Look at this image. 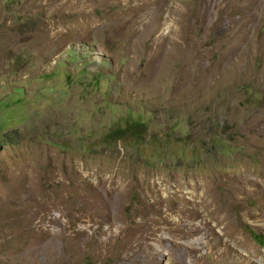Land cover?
Here are the masks:
<instances>
[{
  "label": "rangeland",
  "instance_id": "obj_1",
  "mask_svg": "<svg viewBox=\"0 0 264 264\" xmlns=\"http://www.w3.org/2000/svg\"><path fill=\"white\" fill-rule=\"evenodd\" d=\"M229 1L0 0V264H264V19Z\"/></svg>",
  "mask_w": 264,
  "mask_h": 264
},
{
  "label": "bare ground",
  "instance_id": "obj_2",
  "mask_svg": "<svg viewBox=\"0 0 264 264\" xmlns=\"http://www.w3.org/2000/svg\"><path fill=\"white\" fill-rule=\"evenodd\" d=\"M229 1V0H228ZM230 1H232L231 3H236V1L235 0H230ZM229 1V2H230ZM235 1V2H234ZM238 1V0H237ZM243 2V3H242ZM241 3L243 4L242 6H243V8H244V10L245 9H248L249 8V14H250V17L249 16H247V17H249L251 20L252 19H254L253 20V24L254 23H256V26L258 25V23H260V21L261 20H263L264 19V0H243ZM240 3V2H239ZM236 4H238V3H236ZM232 6V5H231ZM236 8H238V7H236ZM241 8V7H240ZM239 8V9H240ZM234 8H233V6H232V9L231 10H233ZM230 10V11H231ZM238 10V9H237ZM235 11V10H234ZM244 12V11H243ZM242 12V13H243ZM230 13V12H229ZM241 13V12H240ZM248 14V15H249ZM238 15V14H237ZM246 15V14H245ZM244 15V16H245ZM136 16V15H135ZM238 16H240V15H238ZM243 16V15H242ZM232 17V16H231ZM230 17V18H231ZM233 17H234V14H233ZM240 18V17H239ZM242 18V17H241ZM243 18H245V17H243ZM242 18V20H244ZM248 18V19H249ZM232 19V18H231ZM237 19H235V21H236ZM247 20V19H246ZM232 21H234V19L232 20ZM234 21V22H235ZM249 21V20H248ZM254 21H256V22H254ZM238 22H239V19H238ZM244 22V21H243ZM247 21H245V23H246ZM237 23V22H236ZM236 23H235V26H236ZM250 23V22H249ZM234 24V23H233ZM232 23L230 24V25H233ZM240 24V29H242V24H241V22L239 23ZM253 24H251V25H253ZM245 25V24H244ZM248 25V24H247ZM251 25H250V27H251ZM234 26V25H233ZM239 26V25H238ZM249 26V25H248ZM254 26V25H253ZM244 27V26H243ZM250 27H248L249 29H251ZM230 28V27H229ZM245 28V27H244ZM243 28V29H244ZM254 28V27H253ZM252 28V29H253ZM231 29H232V27H231ZM236 29V28H235ZM239 29V28H238ZM248 29V30H249ZM255 29H257V27H255ZM230 30V29H229ZM234 30V29H233ZM245 30V29H244ZM243 30V31H244ZM254 30V29H253ZM258 30H259V28H258ZM258 30H257V32H258ZM234 31H236V30H234ZM232 32V31H231ZM239 32H240V30H239ZM234 33H236V32H234ZM242 33H244V32H242ZM253 33V34H252ZM259 33V32H258ZM261 33V35L259 34V37H255L254 38V34H255V32H252V31H247L245 34H243V36H242V38L241 37H239L238 35H240V33L237 35L238 36V38L237 39H239V38H241L243 41H244V47H243V54L245 55V57H252V56H254V55H257V53L258 54H260V52L263 54L264 53V30L262 31V32H260ZM232 34V33H231ZM237 34V33H236ZM257 34V33H256ZM233 35H235V34H233ZM257 36H258V34H257ZM229 37H231V36H229ZM231 39L233 40V37H231ZM236 40V39H235ZM241 40V41H242ZM229 41V40H228ZM240 41V40H239ZM236 42V41H235ZM230 43V42H229ZM231 44H233V43H231ZM236 44H238V42L236 43ZM234 46H235V43H234ZM237 47V46H236ZM232 49V48H231ZM259 56V55H258ZM262 56V55H261ZM263 59H264V56H263ZM264 64V63H263ZM263 67H264V65H263ZM263 70V69H262ZM262 74V73H261ZM264 78V77H263ZM262 80V79H261ZM264 81V80H263ZM262 82V81H261ZM259 83V82H258ZM257 83V84H258ZM264 83V82H263ZM262 83V84H263ZM260 85V84H259ZM264 85V84H263ZM258 86V85H257ZM262 86V85H261ZM264 87V86H263ZM152 229V228H151ZM180 233V232H179ZM182 240V239H181ZM208 245V244H207ZM156 249V248H155ZM190 249V248H189ZM196 250V249H195ZM149 255V254H148Z\"/></svg>",
  "mask_w": 264,
  "mask_h": 264
},
{
  "label": "trees",
  "instance_id": "obj_3",
  "mask_svg": "<svg viewBox=\"0 0 264 264\" xmlns=\"http://www.w3.org/2000/svg\"><path fill=\"white\" fill-rule=\"evenodd\" d=\"M256 238H257V235H256ZM259 240H261V238H259Z\"/></svg>",
  "mask_w": 264,
  "mask_h": 264
}]
</instances>
